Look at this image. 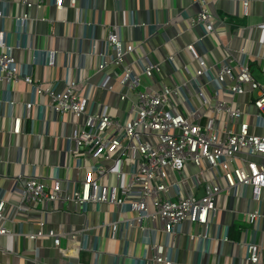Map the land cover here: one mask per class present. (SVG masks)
Instances as JSON below:
<instances>
[{
  "label": "built area",
  "instance_id": "obj_1",
  "mask_svg": "<svg viewBox=\"0 0 264 264\" xmlns=\"http://www.w3.org/2000/svg\"><path fill=\"white\" fill-rule=\"evenodd\" d=\"M190 1L200 8L189 27L199 28L201 36L155 63L143 55L126 63L125 58L138 45L124 43L119 26L104 27L107 35L96 65L100 79L94 86L117 98L124 106L121 116L111 114L108 103L89 97L92 85L88 80L67 78L61 90L57 82H38L30 66L16 63L12 48L0 37V83L23 82L30 87L33 98L24 104L22 117L13 119L11 135L20 133L22 119L30 117L35 98L45 97L43 109L50 115H64L73 126L69 138L72 146L67 152L80 173L78 189L70 192L61 186L58 167L49 178L31 174L23 180L18 176L15 183L19 202L11 205L0 196V237L14 235L5 223L11 222L17 213L30 211L33 205H40L45 211L49 204L65 201L86 211L89 204H107L126 217L105 225L113 230L121 225L141 233L142 254L132 257L133 263L174 264L169 252L175 248L183 223L205 229L202 235H190L191 241L195 238L232 243L228 228H221L215 221L219 210L216 201L224 195L244 198L249 190L248 201L257 204V208L246 213V223L253 235L263 232V237L260 242L250 239L239 244L245 250L244 261L264 264V229L260 227L264 222V136L255 135L249 127L252 117L259 127H264V83L251 74L252 54L240 50L237 57L226 42L220 46L223 57L214 64H207L197 54L195 45L203 44L215 33L216 25L226 19L214 17L205 0ZM48 2L56 11H62L65 3L73 8L77 0ZM43 4L44 0H36L34 6L40 9ZM19 5L23 11L14 17V22L21 30L29 19L27 11L32 4L20 0ZM242 5L247 7L248 2L243 1ZM5 16L0 12V18ZM140 26L152 30L153 35L165 25H140L131 20L127 28ZM257 27L264 31V23ZM181 51L196 62V68L192 64L177 65ZM55 55L54 50L45 52L47 68L54 66ZM164 64L170 66L169 76L164 73ZM261 75L264 78V71ZM238 96L252 98L249 105L255 114L236 104ZM227 97L230 104L225 101ZM6 103L14 105L9 99ZM188 164L195 171L186 175L183 173ZM238 189L243 192L238 194ZM36 225L35 233L18 235L31 242L50 238L55 248L59 247L61 237L74 239L76 235L44 231L43 222ZM209 226L216 230L212 237L206 234ZM88 230L86 223L79 233L86 236ZM157 233L164 235V243L157 242ZM80 249L88 250L85 242ZM93 252L94 264H102L103 252L97 248Z\"/></svg>",
  "mask_w": 264,
  "mask_h": 264
},
{
  "label": "crops",
  "instance_id": "obj_2",
  "mask_svg": "<svg viewBox=\"0 0 264 264\" xmlns=\"http://www.w3.org/2000/svg\"><path fill=\"white\" fill-rule=\"evenodd\" d=\"M19 1L0 0V12L6 15L0 18V37L12 48L16 63L30 66L38 82H57L58 90L62 89L67 78L88 80L92 85L89 97L108 103L113 115L121 116L124 106L117 102L114 95L94 86L100 79L96 74V65L107 35L105 26H119L122 41L138 45L135 52L125 58L126 63L142 55L151 63L158 62L168 53L194 43L201 36L199 28L189 27L200 8L197 3L191 4L190 0H77L73 8L65 3L62 11H56L48 0H44L40 9L34 6L36 0H26L32 7L27 11L29 19L21 30L14 22V17L23 11ZM205 1L211 14L219 20L225 18L226 22L216 25L215 33L203 40V44L195 45L197 54L207 64H214L223 57L220 46L226 42L237 57L240 50L252 54V73L256 70L258 74V77H253L264 83L261 75L264 71V31L257 27L264 23V0ZM243 1L248 2L247 7H243ZM131 20L140 25L159 23L165 26L151 35L152 30L146 27L127 28ZM48 50L56 51L54 66L49 68L44 62ZM91 52L95 55H89ZM191 61L185 51H181L176 59L177 65L192 64L196 68V62ZM163 70L165 75L171 74L168 64L163 65ZM239 98L236 104L255 114V109L249 105L252 98ZM8 99L14 102L13 107L6 103ZM32 99L27 84L0 83V196L11 205L19 202L15 183L18 176L23 180L31 174L49 178L54 168L58 167L64 190H76L80 183L75 160L67 152L72 146L69 138L73 126L64 115H50L43 109L45 97L35 98L30 117L22 119L20 133L11 135L13 119L22 117L24 104ZM249 124L251 132L264 136V127H259L255 118L249 119ZM194 171L193 165L188 164L183 174ZM113 180L110 179L112 183ZM240 192L243 190L238 189L237 193ZM249 195V190H246L244 198L232 199L227 195L217 198L219 210L215 221L221 228H228L232 243L202 242L195 238L191 241L188 238L190 235H202L205 229L196 224L183 223L175 248L169 252L171 261L174 264H249L244 261L245 250L239 242L250 239L260 242L263 237V232L253 235L252 228L246 223V213L257 208V204L248 201ZM85 209L83 211L64 201L49 204L45 211L40 205H33L30 211L17 213L11 222L5 223L14 235L0 237V250L4 251H0V264H94L93 250L96 248L104 254L102 264H135L131 258L142 254L141 233L121 225L114 230L105 225L118 217L125 218L126 214H118L114 206L107 204H89ZM38 222L44 223V231L75 232V238L61 237L59 247L55 248L50 238L31 242L18 235L35 233ZM86 223L89 230L83 236L79 232ZM260 227L264 229L263 221ZM215 231L209 226L206 234L212 237ZM156 240L164 243L165 237L157 233ZM84 242L87 251L80 249ZM119 256L121 259L118 261Z\"/></svg>",
  "mask_w": 264,
  "mask_h": 264
},
{
  "label": "rangeland",
  "instance_id": "obj_3",
  "mask_svg": "<svg viewBox=\"0 0 264 264\" xmlns=\"http://www.w3.org/2000/svg\"><path fill=\"white\" fill-rule=\"evenodd\" d=\"M252 70H253V69L251 68V72H252ZM253 75L256 76V77H258V74H257L256 70L252 73V76H253ZM239 99H240V98H239V96H238V97L236 98V101H239ZM225 101H226V103H228V104L231 103V99L228 98V97L225 98Z\"/></svg>",
  "mask_w": 264,
  "mask_h": 264
},
{
  "label": "water",
  "instance_id": "obj_4",
  "mask_svg": "<svg viewBox=\"0 0 264 264\" xmlns=\"http://www.w3.org/2000/svg\"><path fill=\"white\" fill-rule=\"evenodd\" d=\"M78 189V188H77Z\"/></svg>",
  "mask_w": 264,
  "mask_h": 264
}]
</instances>
